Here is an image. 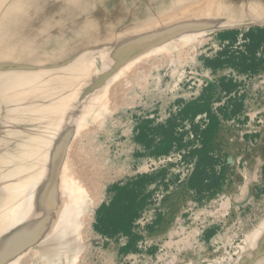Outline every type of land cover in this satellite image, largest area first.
<instances>
[{"label": "rangeland", "instance_id": "rangeland-1", "mask_svg": "<svg viewBox=\"0 0 264 264\" xmlns=\"http://www.w3.org/2000/svg\"><path fill=\"white\" fill-rule=\"evenodd\" d=\"M148 1L0 0V264L244 259L264 219V0H178L154 26L174 0Z\"/></svg>", "mask_w": 264, "mask_h": 264}, {"label": "bare ground", "instance_id": "bare-ground-1", "mask_svg": "<svg viewBox=\"0 0 264 264\" xmlns=\"http://www.w3.org/2000/svg\"><path fill=\"white\" fill-rule=\"evenodd\" d=\"M250 0H246V10L250 9V7L254 6L255 4L252 2V3H249L247 4V2H249ZM145 4H149V7H151L152 5H156L157 7H160V5H157L159 4V2L157 0H153V1H148L146 2ZM179 1L178 0H174V2H170L168 3L166 6H170V7H174V9L172 10V12L169 14H163L161 17H160V20H152L150 17L147 18V16L145 15L149 10L147 9H141L139 10V8H136L135 11L138 10L137 14L134 12V10L132 9L131 10V13H129V16L133 17H139V18H147L149 21H146L145 24L146 25H149V23H151L152 26L156 25L157 23H161V22H164L166 21L165 19L167 20H170L171 16L173 17L174 13H178L182 7L181 5H179ZM123 8H127L129 6L127 5H124L122 6ZM166 8V7H165ZM183 10V9H182ZM157 17V16H156ZM155 17V18H156ZM130 21V20H129ZM170 32V31H169ZM32 88L38 90V91H41V92H44V85L42 82H38L36 84H34L33 86H31ZM30 88V87H29ZM37 121V119H36ZM36 123V122H35ZM23 174V173H22ZM28 174V173H27ZM29 175V174H28ZM17 177V176H16ZM15 177V178H16ZM11 178V177H10ZM22 182V181H21ZM26 182V181H25ZM20 183V182H19ZM24 183V182H23ZM17 184V182H16ZM14 184V186L16 185ZM26 184V183H25ZM13 186V187H14ZM20 190V189H19ZM17 191V190H16ZM16 199V198H15ZM12 203V202H11ZM16 205V202L14 203ZM18 204V203H17ZM11 205V204H10ZM14 205V207H16ZM18 206V205H17ZM10 207V206H9ZM11 207H13V203L11 205ZM20 207V206H19ZM74 208V207H73ZM77 208V207H76ZM75 208V209H76ZM18 209V208H17ZM11 210V209H10ZM14 210H16V208H14ZM14 210H11V212ZM259 225L255 228V230L247 235L246 237V240H245V244L249 247V249L246 251V253L244 252L245 254V257L244 259H242L243 256H241V264H264V219L258 223ZM64 236V235H63ZM60 238V237H59ZM62 238V237H61ZM247 247V248H248ZM60 250H61V247H60ZM63 250V249H62ZM245 251V250H244ZM58 252V251H57ZM59 253V252H58ZM57 254V253H56ZM55 256L52 257V259L54 258ZM57 257V256H56ZM238 264H240V262H238Z\"/></svg>", "mask_w": 264, "mask_h": 264}, {"label": "trees", "instance_id": "trees-1", "mask_svg": "<svg viewBox=\"0 0 264 264\" xmlns=\"http://www.w3.org/2000/svg\"><path fill=\"white\" fill-rule=\"evenodd\" d=\"M215 126H216V122L214 120H212L210 126L206 130V134L209 135L211 133V131L215 128Z\"/></svg>", "mask_w": 264, "mask_h": 264}]
</instances>
